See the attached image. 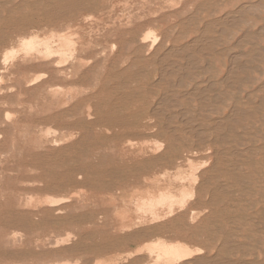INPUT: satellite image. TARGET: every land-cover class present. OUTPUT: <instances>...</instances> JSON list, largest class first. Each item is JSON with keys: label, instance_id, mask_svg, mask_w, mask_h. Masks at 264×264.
<instances>
[{"label": "rangeland", "instance_id": "1", "mask_svg": "<svg viewBox=\"0 0 264 264\" xmlns=\"http://www.w3.org/2000/svg\"><path fill=\"white\" fill-rule=\"evenodd\" d=\"M20 1L0 0V6H2L0 7V264H55L56 260L58 264H70V261L71 264L77 262V264H95L99 261L105 264H117V262L118 264H156L157 257L152 253L150 256L147 246L157 241L179 242L193 250L202 249L201 254H194L178 264H223V260L228 261L227 264H249L250 262V264H264V1L91 0L90 7L93 9L90 12L78 13L72 19L62 20L55 26H44L45 20L31 6L18 10L23 0ZM247 4L252 10H250L251 14L244 18V23L227 27L225 33H221V29L212 25L213 30L205 35L204 30L209 25L208 22L217 23L224 18V15L233 13ZM87 16H92L93 20L85 22L84 19ZM147 21L150 22L148 26ZM148 29L156 30L160 36H166L169 39L166 48L156 56L158 62L154 60L147 65L140 63L137 75L123 74V70L129 67L131 61L137 57L142 60V56L145 55V52L138 51V47L141 46L138 40ZM261 29L262 32L257 35ZM249 33L253 36L248 41L244 40L241 45L238 44V41L244 37L243 34ZM32 35L40 38H49L52 35L55 36V40L59 35L72 36V40L78 42L79 50L88 52L91 60L83 69H80L79 63L76 62L75 68L79 69L78 75L64 78L56 74L58 69L54 67L53 62H61V66L66 69L72 66V59L69 57L67 60L68 56L63 57L60 54L55 55L51 60L37 54H25L20 47V41L25 36ZM207 38L211 41L210 44H205L204 40ZM112 44L116 45L114 50H111ZM189 45H198V49L197 46L195 49L198 51L189 50V52L186 50ZM199 48H204L202 52L205 54L199 52ZM12 49L21 52L19 51L20 53L13 57V61L10 59L5 66L2 64L3 55ZM170 50H174L176 54L170 53ZM238 53L242 57L241 62L246 65L244 67L246 70L238 74L237 77H240L241 81H238L236 86L233 87L235 84H230L232 88H226L224 80L228 73L227 67L231 68L232 65L229 62L235 54L239 55ZM85 54L83 53L84 56ZM159 57L163 58L159 59ZM2 67L4 69H1ZM84 70H90L88 75L80 76ZM195 72L197 75L194 74ZM158 75L164 76L165 81H161L162 78L159 79ZM221 80L223 81L220 83ZM52 86L59 91V95L50 101ZM210 86H214V89H207ZM194 88L206 89L205 91L209 94L206 96L208 100L206 98L195 100L197 98L193 96L196 92ZM168 93L167 102L171 101L168 102L170 104L166 102L160 106L162 111L167 112L164 113L166 118L162 122L164 129L167 126L165 129L168 133L167 141L171 140V131H175L179 137L184 138L182 139L185 141L184 146L190 145L192 141L197 140L194 134L192 135L196 133V130V134L203 133L204 140H209L210 143L224 135L230 136L229 141L222 143V138L218 139L213 155L207 156L202 153L192 159L193 164L197 166L208 162L207 166L198 172V174L206 172L203 175L205 190L198 192L199 198L196 197L190 201L183 209L176 208L172 216L162 221L148 222L135 228L136 231L147 230V234L123 240L121 237L124 233L120 230L122 222L120 220L125 219L126 223L138 221L135 201L147 196L148 192L157 193L159 189L168 187H171V191L178 195L179 189L189 186V182L174 180V178L178 175L187 177L191 169L188 164H184L181 172L174 170L173 172H141L139 175H136L138 172H131L133 166L127 162V157L115 154L112 143L104 139V128H85L88 121L87 105H91L96 113L97 107L114 104L127 115L136 112L137 118L142 119L141 123H150V112L158 107V103L164 97L163 94ZM216 93L234 95L217 97ZM67 96L69 99L64 101L66 105L56 101L59 98L63 100ZM262 101L263 104L260 105ZM235 105L240 106L247 113L244 121L234 124L235 129L222 130L221 133L215 132L214 126L220 124L225 114L228 116L229 110ZM211 110L214 111L211 112ZM179 112L185 113L184 117H180L181 120L175 118L178 117L175 115ZM49 125L51 126L48 127ZM169 126L172 127L171 130ZM245 126L246 129H243ZM44 130L46 135L43 133ZM52 132L53 135H50ZM33 134L35 136H31ZM57 135L60 136V140ZM62 139L64 142L61 143ZM161 139L164 140L165 137ZM149 141L154 142V140ZM55 142L58 143L57 146L54 145ZM239 142L242 145H239ZM184 146L181 142L173 143L172 149L167 154V161L183 155ZM62 153L65 157L61 156ZM71 155L75 156L76 161ZM213 165H217L220 169L212 171ZM67 166L71 168V171ZM91 166L100 167L104 171L122 172H84V176L81 175L82 178L81 176L77 178L79 172H74L75 169L89 167L91 170ZM57 171L60 173H56ZM65 176L70 179L71 184L68 188H64L63 194L61 191L47 189L48 185L51 187L59 185L53 183L63 181ZM146 179L151 181L147 182ZM77 187L82 189L79 190ZM77 189L79 192L84 190L77 193ZM216 190L215 201L209 209L205 210L204 207L212 198L211 193ZM223 190L226 191L225 194H222ZM52 196H56L57 199L69 196L72 198L71 203L60 205L65 207V212L62 210L57 214L51 211L53 208L40 210V204L45 198L52 199ZM79 197H82V201ZM28 198H30V208L37 207L34 209L36 213L29 207L26 208L25 203L28 202ZM112 200L115 206H112L113 202H110ZM19 201L23 206H19ZM127 202L129 206L125 207ZM193 203H195L194 206H192ZM192 209L196 211L195 215L191 214ZM70 210L72 213L68 212ZM70 223L78 227L81 236L72 234L68 226ZM70 232L72 239L74 238L70 244L83 246L86 249L85 252L51 247L56 240L58 241L59 236H63L60 237L61 239L67 238L71 235ZM45 237L51 242L45 240ZM11 238L17 239L14 246L8 243ZM225 239H228L231 247L228 250L221 249L220 242ZM139 249L142 250L140 254L129 257L130 252L133 253ZM215 260H218L217 263Z\"/></svg>", "mask_w": 264, "mask_h": 264}, {"label": "bare ground", "instance_id": "2", "mask_svg": "<svg viewBox=\"0 0 264 264\" xmlns=\"http://www.w3.org/2000/svg\"><path fill=\"white\" fill-rule=\"evenodd\" d=\"M20 1V0H19ZM90 1L91 0H32V3L30 0H23V2L18 6V10L20 9H23V8H26V7H32L34 9H36L38 12H39V15L40 17L45 20L44 22V26H55L56 24H58L59 22H61L62 20H67V19H72L73 16H76L78 13H85V12H90L93 8L90 7ZM144 1V0H143ZM217 1V0H216ZM260 1V0H259ZM264 1V0H263ZM18 2V1H17ZM21 2V1H20ZM249 3V2H248ZM259 3V2H258ZM2 4V3H1ZM17 4V3H16ZM125 4V3H124ZM246 4V3H245ZM256 4V3H255ZM10 5V4H9ZM8 5V6H9ZM253 5V4H252ZM92 6V5H91ZM177 6V5H176ZM204 6V5H203ZM254 6H257V5H254ZM2 7V6H0ZM200 7V6H199ZM198 7V8H199ZM261 7V5H260ZM196 8L197 10H200ZM203 8V7H202ZM1 9V8H0ZM127 9V8H126ZM256 9V8H255ZM27 11V9H25ZM129 10V9H128ZM209 10V9H208ZM250 10H252V8L250 7L249 4L247 5H244L242 6L241 8H239V10L237 9V11L233 12V13H230V14H227L226 16L224 15V18L220 19L219 21H217V23H209V25L206 26L205 30H204V33L206 35V33L208 32H211L214 28V26L212 25H216L217 27L216 28H219L221 29L220 32L221 33H225L226 32V28L229 27V26H232L234 24H241L242 22L244 23V18L248 17L249 14H251ZM24 11V12H26ZM205 11V10H204ZM9 12V10H8ZM194 12V11H193ZM14 13V12H13ZM16 13V12H15ZM11 14V13H10ZM216 14V13H215ZM3 15V14H2ZM34 15V14H33ZM212 15V14H211ZM190 16V15H189ZM188 16V18H189ZM213 16V15H212ZM2 17V16H1ZM186 18V17H185ZM195 18V17H194ZM22 19V18H21ZM33 19V18H32ZM187 19V18H186ZM199 19V18H198ZM18 20V18H17ZM34 20V19H33ZM36 20V18H35ZM85 22H90L91 20H93V17L92 16H87L85 19ZM202 21V20H201ZM17 22V21H16ZM19 22V21H18ZM41 22V21H40ZM130 22V21H128ZM21 23V22H20ZM150 22L147 21L146 22V25L148 26ZM10 24V23H9ZM14 24V23H13ZM205 24V23H204ZM246 24V23H245ZM17 25V24H16ZM22 25H25L22 23ZM198 25V24H197ZM21 26V25H20ZM23 27V26H22ZM31 27V26H30ZM34 27V26H33ZM37 27V26H36ZM240 27V26H239ZM5 29V28H4ZM32 29V28H31ZM238 29V28H237ZM20 30H21V27H20ZM23 30H24V27H23ZM201 30V29H200ZM203 30V28H202ZM246 30V29H245ZM25 31V30H24ZM23 31V32H24ZM133 31V30H132ZM19 32V31H18ZM17 32V33H18ZM22 32V33H23ZM202 32V31H201ZM219 32V31H218ZM257 32V31H256ZM260 32H262V29L261 31L257 32V35L260 34ZM16 33V32H15ZM26 33V32H25ZM52 33V32H51ZM248 33V32H247ZM251 33V32H250ZM243 34L244 37L242 39H240V41H238L239 43L238 44H242V42L244 40H249L253 34ZM19 34V33H18ZM21 34V32H20ZM24 34V33H23ZM11 35V34H10ZM15 35V34H14ZM17 35V34H16ZM53 35V34H52ZM49 37V38H40L39 36H36V35H32V36H29V37H26L25 38H22L21 41H20V47L22 49V51L27 54V55H30V54H37V55H40V56H44L45 59L47 60H51L52 58H54L55 55H61L63 57H67V60L68 58L70 57V59H72V66L69 67V68H66L64 69L62 66H61V62H58V61H54L53 62V65L54 67H56L58 70L56 72V74H59L61 75L62 77L66 78V76H73V77H76L78 75V72L77 70L79 69H76L75 68V65H76V62L79 63L78 67L80 69H83L86 65L89 64L91 58H89L88 56V52H86L85 50H83L82 52L79 50L78 48V42L72 40V36H67V35H59L58 36V39L55 40V36H52ZM200 35V34H199ZM255 35V36H257ZM13 36V35H12ZM185 36V35H183ZM242 36V35H241ZM4 37V36H2ZM14 37V36H13ZM22 37V36H21ZM169 37V36H168ZM16 39V37H14ZM178 38V37H177ZM7 39V38H6ZM185 39V38H184ZM203 39V38H201ZM229 39H230V36H229ZM17 40V39H16ZM196 40V38H195ZM257 40V39H256ZM202 41V40H200ZM138 42L140 43L141 46L138 47V51H143L145 52V55L142 56V60L141 58L139 59L138 57L136 59H131L133 61H131V63L129 64V67L126 69V70H123V74H127V75H131L132 73L134 74H138V66L140 63H145V65L147 64H150L152 63L154 60H156V56L158 55V53L166 48V44L167 42H169V39L166 37V36H160L156 30H153V29H148L145 31V33H143V35L141 36V38L138 40ZM175 42H177V40H175ZM205 44H210L211 41L207 38L204 40ZM54 43H56V45H54ZM135 43H137V41H135ZM189 43V42H188ZM199 43V42H198ZM202 43V42H201ZM1 44V43H0ZM196 44H197V41H196ZM200 44V43H199ZM237 44V43H236ZM235 44V45H236ZM185 45V44H184ZM234 45V44H233ZM17 46V44H16ZM197 46V49H198V45ZM196 46L195 45H189L188 47H186V50H195L196 49ZM239 46V45H238ZM170 47V46H169ZM181 47V46H180ZM184 47V46H183ZM182 47V48H183ZM200 47V46H199ZM203 47V46H202ZM242 47V46H241ZM116 48V45L115 44H112L111 46V50H114ZM172 48V47H171ZM17 49V48H16ZM16 49H12L10 51H7L4 53L3 55V65L6 66V64L8 63V61L11 59V61H13V57L18 55L17 53L20 51L18 50V52H16ZM174 49V48H173ZM181 49V48H179ZM184 49V48H183ZM204 48H199V52H202ZM120 50V49H119ZM118 50V51H119ZM182 50V49H181ZM233 50V49H232ZM261 50V49H260ZM168 51V50H167ZM178 51V50H176ZM188 51H187V55H188ZM198 51V50H197ZM195 50V52H197ZM255 51V50H254ZM257 51V50H256ZM21 52V51H20ZM19 52V53H20ZM169 52V51H168ZM190 52V51H189ZM192 52V51H191ZM217 52V51H216ZM83 53H86L84 56ZM127 53V52H126ZM165 53V52H164ZM170 53H175L174 50H170ZM168 53V55L170 54ZM204 53V52H202ZM240 53V52H239ZM238 53V54H239ZM176 54V53H175ZM190 54V53H189ZM205 54V53H204ZM242 54V53H241ZM94 56H98V55H95L93 54ZM167 54H165L166 56ZM178 55V53H177ZM180 55V54H179ZM186 55V56H187ZM191 55V54H190ZM209 55V54H208ZM88 56V57H87ZM173 56V54H172ZM260 56V55H259ZM164 57V56H163ZM161 57V58H163ZM192 57V55H191ZM190 57V58H191ZM62 58V57H61ZM159 57V59H161ZM165 58V57H164ZM187 58V57H186ZM195 58V57H193ZM192 58V59H193ZM197 58V57H196ZM241 56L240 54L239 55H236L233 57V59H231V62H229L232 66L231 68L229 69L228 68V73H227V77L225 78L226 80H224V85L226 86V88H232L231 85L236 86L238 84V81L240 82V77H237L239 73L243 72L244 70H246V68H244L246 65L243 64L241 62ZM167 59V58H166ZM191 59V60H192ZM163 60V59H162ZM194 60V59H193ZM196 60V59H195ZM203 60V59H202ZM157 61V60H156ZM186 61V60H185ZM229 61V59H228ZM124 62V61H123ZM158 62V61H157ZM165 62V61H164ZM199 62V60L197 61ZM245 62V61H243ZM121 63V62H120ZM162 63V62H161ZM180 63V62H179ZM64 64V63H63ZM157 64V63H156ZM190 64V63H189ZM110 65V63H109ZM118 65V64H117ZM162 65V64H161ZM164 65V64H163ZM196 65V64H195ZM121 66V65H120ZM172 66V65H171ZM191 66V65H190ZM205 66V65H204ZM257 66V65H256ZM165 67V66H164ZM196 67V66H195ZM211 67V66H210ZM258 67V66H257ZM150 68V67H149ZM161 68V67H160ZM182 68V67H181ZM198 68V66H197ZM1 69H4V67H2ZM113 69V68H112ZM159 69V68H158ZM180 69V68H178ZM183 69V68H182ZM181 69V70H182ZM191 69V68H190ZM199 69V68H198ZM212 70V68H210ZM251 69V68H250ZM72 70V71H71ZM114 70V69H113ZM162 70H163V67H162ZM184 70V69H183ZM202 70V69H201ZM90 70H84L80 76L84 75V76H87L88 73H89ZM115 71V70H114ZM174 71V70H173ZM256 71V70H255ZM258 71V70H257ZM1 72V70H0ZM145 72V71H144ZM161 72V71H160ZM177 72V71H176ZM203 72V71H202ZM120 73V72H119ZM162 73V72H161ZM175 73V72H174ZM204 73L206 74V72L204 71ZM43 74V73H41ZM108 74V73H107ZM121 74V73H120ZM133 74V75H134ZM140 74V73H139ZM167 74V73H166ZM178 74V73H177ZM186 74V72H185ZM196 74V72L194 73ZM114 75V74H113ZM122 75V74H121ZM142 75V74H141ZM160 75V74H159ZM158 75V76H159ZM164 75H165V72H164ZM197 75V74H196ZM37 77L39 76L38 74L36 75ZM79 76V77H80ZM109 76V75H108ZM143 76V75H142ZM154 76V75H153ZM162 76V75H161ZM171 76V75H170ZM184 76V75H182ZM48 77V76H47ZM113 77V76H112ZM68 78V77H67ZM162 78L161 81H165V77H160L159 76V79ZM185 78V76H184ZM47 79V78H46ZM191 79V78H189ZM193 79V78H192ZM224 79V78H223ZM34 80H35V77H34ZM34 80L32 81V83L34 82ZM38 80V78L36 79V81ZM157 80V79H156ZM170 80V78H169ZM178 80V79H177ZM237 80V81H236ZM152 81V80H151ZM191 81V80H190ZM193 81V80H192ZM223 80L220 81V83L222 82ZM1 82V81H0ZM3 82V81H2ZM176 82V81H175ZM213 82V81H212ZM248 82V81H247ZM246 82V83H247ZM124 83V82H123ZM156 83V82H155ZM158 83V82H157ZM177 83V82H176ZM176 83H173V84H176ZM31 84V83H30ZM183 84V82L181 83ZM180 84V85H181ZM188 84V83H187ZM212 84V83H210ZM209 84V85H210ZM242 84V83H240ZM207 85V87L209 86ZM263 85V84H262ZM123 86V85H121ZM174 86V85H173ZM176 86V85H175ZM54 86H52V90L51 91V94L52 96L51 97V100L53 99V97H58L59 95V91L55 89H53ZM160 87V86H159ZM171 87V86H169ZM182 87V86H181ZM259 87V86H258ZM257 87V88H258ZM213 88L214 89V86H210L209 88L207 89H211ZM238 88V87H237ZM261 88V87H260ZM50 89V88H49ZM58 89V88H57ZM195 89V88H194ZM201 88H196L195 89V93L193 94V96L197 99L195 100H203L206 98V96H209V94L205 91V90H200ZM203 89V88H202ZM212 89V90H213ZM234 90V89H233ZM42 91V90H41ZM49 91V90H47ZM219 91V89H218ZM68 92V91H67ZM106 92V91H105ZM189 92H192V91H189ZM226 92V91H225ZM253 92V91H252ZM48 93V92H47ZM71 93V92H70ZM185 93V92H184ZM68 94V93H67ZM72 94V93H71ZM109 94V93H108ZM190 94V93H189ZM247 94V93H246ZM61 95V94H60ZM110 95V94H109ZM112 95V94H111ZM121 95V94H120ZM168 95H164L163 94V98L160 100L161 102L158 103V107H154L152 110L151 113V116H150V123H141L142 122V119L140 118H137V113H133L132 115H127L125 114L121 108H119L118 106H115L114 104H106V107H97L95 109L96 113H94V109H92V106L91 105H87L88 109H87V116L86 118H88V121L86 122L85 124V128L86 129H92L94 127H98V128H101L103 129L104 128V131H105V138L107 141L111 142L112 143V148L113 150L115 151L114 153L117 155H124L125 157H127V162L130 163V165L133 166L131 172H138V174L136 175H139L141 174V172H173L172 170H174L175 172H181V169L182 167L184 166V164H188L190 166V169H191V173L187 176V177H182L181 175H178L174 178V180H178V181H188L189 182V186H183L181 189H179V194L178 195H175V193L173 191H171V187H168V188H165V189H159L157 193H154V192H148V195L147 196H143L141 197V199H139L137 202L135 201V207H136V213L138 214L137 218H138V221L136 222H128L126 223L125 222V219L123 220H120L122 221L121 222V225H120V230L123 231L124 233V236H122L121 238L123 240H130V239H134L142 234H145L147 232V230H141V231H136L135 228L136 227H140L148 222H159V221H162L163 219L167 218V217H170L174 214L175 210H177L176 208H185V206L192 200H194L196 197H198V192H202L205 190V180L203 179V175H205L206 172H203V174H198V172H201V169L205 168L208 164V162H204L201 164V166H197V165H194L193 164V158L194 157H197L198 155L202 154V153H205V155H213L214 154V146L215 144L217 143V141L221 140L222 138V143H228V135H224V136H219L216 141L210 143V141L208 140H204L203 138V133H197V130H196V133H192V135L194 134V136L197 138L196 141H192V143L190 145L186 144L185 145V141L182 140L184 138L182 137H179L177 135V132L175 131H171L172 133H170L171 135V140L170 141H167L168 138L167 137V132L165 131L164 129V126L162 124V122L164 121V118H166L164 116V110L162 111L160 109V106L161 104H165L168 100ZM187 94H185L186 96ZM217 97L218 96H225V95H231L233 96L234 94H221V93H216ZM249 95V94H248ZM66 96V95H64ZM125 96V95H124ZM122 96V97H124ZM188 96V95H187ZM192 96V94H191ZM214 96V95H213ZM44 97V96H43ZM63 97V96H62ZM70 97V96H69ZM121 97V98H122ZM161 97V96H160ZM178 97V96H177ZM184 97V96H182ZM189 97V96H188ZM212 97V96H211ZM250 97V95H249ZM247 97V98H249ZM68 98V96L61 100V98H59V100H56V101H59L62 103H64V105H66L64 101H67L66 99ZM139 98V97H138ZM179 98V97H178ZM181 98V97H180ZM69 99V98H68ZM109 99V98H108ZM123 99V98H122ZM125 99V98H124ZM173 99V98H172ZM187 99V97H186ZM189 99V98H188ZM45 100V99H44ZM72 100V99H71ZM70 100V101H71ZM115 100V99H113ZM159 100V99H158ZM175 100V99H174ZM191 100V99H190ZM206 100H208L206 98ZM263 100V99H262ZM55 101V102H56ZM69 101V102H70ZM125 102V100H123ZM173 101V100H172ZM218 101V100H217ZM223 101V100H222ZM35 102V101H34ZM37 102V101H36ZM49 102V101H48ZM168 102H171V101H168ZM167 102V103H168ZM179 102V101H178ZM210 102V101H209ZM213 102V101H212ZM57 103V102H56ZM108 103V101H107ZM157 103V102H156ZM188 103V102H187ZM217 103V102H216ZM259 103V101H258ZM58 104V103H57ZM60 104V103H59ZM125 104V103H124ZM170 104V103H168ZM176 104V102H175ZM263 104V101L261 102L260 105ZM37 105V103H36ZM47 105V104H45ZM155 105V104H154ZM205 105V104H204ZM31 106V105H30ZM63 106V105H62ZM157 106V105H156ZM163 106V105H162ZM172 107V105H170ZM169 106V107H170ZM179 106V105H178ZM58 107V105L56 106V108ZM60 107V106H59ZM153 107V106H152ZM42 108V107H41ZM31 109V108H30ZM45 109V108H44ZM58 109V108H57ZM46 110V109H45ZM44 110V111H45ZM48 110V108H47ZM46 110V111H47ZM181 110V109H180ZM179 110V111H180ZM210 110V108H209ZM35 111V110H34ZM33 111V112H34ZM39 111V110H38ZM69 111V110H67ZM151 111V110H150ZM214 111V110H213ZM211 110V112H213ZM229 115L223 117V121L220 122V124H216V126H214V130L215 132L217 133H221L222 130H227V129H231L234 128V124H238L240 123L243 119H244V116L247 114L240 106H236L231 108L229 110ZM37 113V112H36ZM35 113V114H36ZM167 113V112H166ZM165 113V114H166ZM41 114V113H40ZM43 114V113H42ZM41 114V115H42ZM175 114V113H174ZM9 115V114H8ZM175 116H178V117H175V118H179L180 117H184L185 116V113L184 112H179L177 115ZM11 117V116H10ZM174 117V116H173ZM190 117V116H189ZM7 118V117H6ZM170 118V117H169ZM186 118V117H185ZM9 119V118H8ZM44 119V118H42ZM46 120V119H45ZM148 120V118H147ZM157 122H156V121ZM168 121V119H166ZM170 120V119H169ZM173 121V119H171ZM186 120V119H185ZM189 120V119H188ZM192 120V119H191ZM189 120V121H191ZM222 120V119H221ZM218 121H219V118H218ZM244 121V120H243ZM41 122V121H40ZM181 122V121H180ZM186 122V121H185ZM42 123V122H41ZM169 123V122H168ZM174 123V122H173ZM182 123V122H181ZM190 123V122H188ZM206 123V122H205ZM218 123V122H217ZM184 124V123H183ZM192 124V122H191ZM52 125V124H51ZM51 125H49L48 127H50ZM73 125V124H72ZM168 125V124H167ZM65 126V125H64ZM67 126V124H66ZM200 126V125H199ZM41 127V126H40ZM196 127V126H195ZM194 127V129H195ZM58 128V127H57ZM56 128V129H57ZM65 128V127H64ZM63 128V129H64ZM172 129L171 126H169V129ZM202 128V127H201ZM37 129V128H36ZM170 129V130H171ZM179 129V128H178ZM193 129V127H192ZM204 129V128H203ZM235 129V128H234ZM243 129H246V126L243 128ZM65 130V129H64ZM63 130V131H64ZM188 130V128L186 129ZM200 130V129H199ZM211 130V129H209ZM237 130V129H236ZM26 131V130H25ZM201 131V130H200ZM28 132V131H27ZM49 132V131H48ZM55 133V131H53ZM53 132L50 134V135H53ZM66 132V131H65ZM188 132V131H187ZM192 132V131H191ZM237 132V131H236ZM234 132V133H236ZM30 133V132H29ZM42 133V132H41ZM45 134V130L43 132ZM47 133V132H46ZM60 133V132H59ZM57 133V134H59ZM62 133V132H61ZM60 133V134H61ZM59 134V135H60ZM64 134V133H63ZM46 135V134H45ZM48 135V134H47ZM49 135V136H50ZM57 135V136H59ZM66 136V134H64ZM22 136V135H21ZM31 136H35V134L31 135ZM82 136V135H81ZM1 137V136H0ZM47 137V136H46ZM165 137L164 140H162L161 138ZM209 137V136H207ZM248 137V136H247ZM28 138V137H27ZM54 138H55V134H54ZM57 138V137H56ZM55 138V139H56ZM60 136L58 137V140ZM62 138V137H61ZM64 138V137H63ZM71 138V137H69ZM78 138V137H77ZM206 138V136H205ZM25 139V138H24ZM39 139V138H38ZM53 139V138H51ZM66 139V138H65ZM219 139V140H218ZM57 140V141H58ZM152 142V140H154V142L150 143V141ZM232 140V139H231ZM246 140V139H245ZM252 140V139H251ZM55 141V140H54ZM212 141V140H211ZM233 141V140H232ZM53 142V141H52ZM64 142L63 139L61 141V143ZM79 142V141H78ZM181 142V145L184 146V153L183 155H178L177 157H174L172 158L171 160H168L167 161V154L168 152L172 149V146H173V143H180ZM54 143V142H53ZM56 143V142H55ZM30 144V143H29ZM58 143L54 144L57 146ZM208 144V145H207ZM239 145L242 143H238ZM65 146V145H64ZM64 146H63V149H64ZM85 146V145H84ZM66 147V146H65ZM252 147V146H251ZM250 147V148H251ZM39 148V147H38ZM68 148V147H67ZM62 149V148H61ZM70 149V148H69ZM81 149V148H79ZM247 149V148H246ZM253 149V148H252ZM75 150V148H74ZM248 150V149H247ZM57 151V150H55ZM62 151V150H61ZM67 151V150H66ZM224 151V150H223ZM233 151V150H232ZM239 151V150H238ZM236 152V151H235ZM251 152V151H250ZM57 153V152H55ZM59 153V151H58ZM64 153H65V150H64ZM62 153L61 156L65 157ZM244 153V152H242ZM72 154V153H71ZM237 154V153H236ZM255 154V153H254ZM5 155V154H4ZM57 155V154H56ZM75 155V154H74ZM87 155V154H86ZM220 155V154H219ZM240 155V153H239ZM59 156V155H58ZM68 156V155H67ZM66 156V157H67ZM73 156V155H71ZM56 157V156H55ZM54 157V158H55ZM60 157V156H59ZM58 157V158H59ZM75 156H73L74 158ZM57 158V157H56ZM71 158V157H70ZM77 158V156H76ZM66 159V158H65ZM75 159V158H74ZM79 160V159H78ZM57 161V160H56ZM60 161V160H59ZM67 161V160H66ZM65 161V163H66ZM74 161V160H73ZM76 161V159H75ZM74 161V162H75ZM203 161V160H202ZM217 161V160H215ZM62 163V161H60ZM64 162V161H63ZM104 162V160H103ZM59 163V162H58ZM57 163V164H58ZM68 163V162H67ZM70 163V162H69ZM73 163V162H72ZM244 163V162H243ZM251 163V161H250ZM118 164V163H117ZM122 164V163H121ZM215 164V163H214ZM43 165V164H42ZM64 165V163H63ZM70 165V164H69ZM72 165V164H71ZM199 165V164H198ZM228 165V164H226ZM244 165V164H243ZM242 165V166H243ZM60 166V165H59ZM66 165H64L65 167ZM188 166V167H189ZM229 166V165H228ZM63 167V168H64ZM68 167V166H67ZM71 167V166H70ZM76 167V166H75ZM56 168V167H55ZM60 168V167H59ZM69 168V167H68ZM219 167L217 165H213V168H212V171H218ZM236 168V167H235ZM67 169V168H66ZM71 168H69L70 170ZM211 169V168H210ZM64 170V169H63ZM68 170V171H69ZM73 170V169H72ZM65 171V170H64ZM67 171V172H68ZM71 171V170H70ZM240 171V170H238ZM244 171V170H243ZM31 172V171H30ZM67 172H64L65 174H67ZM74 172H79L77 178L81 175L84 176V172H122V171H112V170H101L100 167H97V166H91V170H89V167H83L79 170L75 169ZM11 173V172H10ZM58 173V171L56 172ZM60 173V172H59ZM58 173V174H59ZM241 173V172H240ZM239 173V174H240ZM86 174V173H85ZM250 174V172H249ZM55 175V174H54ZM53 175V176H54ZM61 175V174H60ZM63 175V174H62ZM111 175V174H110ZM162 176V175H161ZM251 176V175H250ZM72 177V175L70 176ZM252 177V176H251ZM82 178V176L80 177ZM116 178V177H114ZM139 178V177H138ZM164 178V177H163ZM239 178V177H238ZM241 178V177H240ZM242 179V178H241ZM144 180V179H143ZM237 180V179H236ZM58 182V180H56ZM55 181V182H56ZM147 182H150L151 179H146ZM216 181V180H215ZM240 182V181H239ZM244 182V181H243ZM37 183V182H36ZM35 183V184H36ZM52 183V182H50ZM77 184V182H75ZM238 183V182H237ZM241 183V182H240ZM53 184H59V185H55V186H50L48 185L47 186V189L48 190H55V191H61V193L64 191V188H68L71 184V181L70 179H68L66 176L64 178L63 181H59L58 183H53ZM92 185V184H91ZM228 185V184H226ZM87 186V185H86ZM223 186V185H222ZM225 186V185H224ZM220 187V186H219ZM79 189V187H77ZM74 189V188H73ZM72 189V190H73ZM76 189V187H75ZM78 189L76 190L77 193L79 192ZM82 189V188H80ZM79 189V190H80ZM221 190V187L219 188ZM84 190V189H83ZM81 190V191H83ZM218 190V191H220ZM80 191V192H81ZM68 192V190H67ZM79 192V193H80ZM86 192V191H85ZM222 194H225V190L221 191ZM77 193H74V194H77ZM89 193V192H88ZM132 193V192H131ZM136 193V192H135ZM3 194V193H1ZM57 194V193H56ZM63 194V193H62ZM68 193H66L67 195ZM71 195V193H69ZM68 194V195H69ZM73 194V195H74ZM85 194V193H84ZM87 194V193H86ZM212 198L209 200V204L207 206L204 207L205 210L209 209L211 204H213V201H215V197L217 195V190L212 192ZM35 195V194H34ZM60 194H58L59 196ZM80 195V194H79ZM82 195V194H81ZM47 196V195H46ZM49 196V195H48ZM65 196V195H64ZM84 196V195H83ZM13 197V196H12ZM27 197V196H26ZM30 197V196H29ZM54 196H52V199H50L51 197L49 198H45V200L42 202L41 205V209L43 208H53V210L51 211H55V213L59 214L61 213L62 210L65 209V207H60V205L62 204H66L68 202H70L72 199L70 196L69 197H61V199H57L56 196L53 198ZM72 197H77V196H72ZM73 198V199H74ZM80 200L82 199V197H79ZM131 198V196H130ZM199 198V197H198ZM27 199V198H26ZM42 199V198H41ZM77 199V198H76ZM29 200L30 198H28V202L25 203V206H27L26 208L29 207L30 210L34 211V209H31L30 207V203H29ZM79 202V200H77ZM82 201V200H81ZM196 201V200H195ZM18 202V201H17ZM39 202V201H38ZM111 203L113 202L110 201ZM110 202H108L109 204H111ZM201 202V201H200ZM200 202H197L200 204ZM24 203V202H23ZM32 203V202H31ZM71 203V202H70ZM88 203V202H87ZM107 203V202H106ZM90 204V203H89ZM18 205V203H17ZM114 205V202L112 204V206ZM130 205H132V202L130 201ZM195 203L192 204V206H194ZM19 206H23L20 201H19ZM81 206V205H80ZM115 206V205H114ZM128 202L126 203V206L125 207H128ZM178 206V207H177ZM25 208V207H24ZM73 208V207H72ZM116 208V207H115ZM76 211V210H75ZM65 212V210L63 211ZM69 213H72L71 210L68 211ZM67 212V214H68ZM122 212V211H121ZM126 212V210H125ZM128 212V210H127ZM118 214V213H117ZM124 214V213H123ZM127 214V213H126ZM135 214V212H134ZM192 215H195L196 214V211L194 209H192ZM123 216V215H122ZM125 216V215H124ZM100 217V216H99ZM191 217V216H190ZM191 219V218H190ZM232 219V218H231ZM231 221V220H230ZM66 222V221H65ZM69 222V221H68ZM4 223V222H3ZM88 223V222H87ZM67 225V224H66ZM92 225V224H91ZM69 228L72 232L73 235H78V236H81V234H79L78 232V227L73 225L72 223H70L69 225ZM89 226V225H88ZM264 226V225H263ZM92 228V227H91ZM66 230H68V228H65ZM64 229V230H65ZM65 230V232H66ZM11 231V230H10ZM56 231V230H55ZM69 231V230H68ZM68 231L66 233H68ZM58 232V230H57ZM64 232V231H63ZM70 232V234H71ZM20 233V232H19ZM60 233V232H59ZM52 234V233H51ZM69 234V233H68ZM72 234L71 235H68L67 238H64V239H61L62 237L59 236L58 237V241L56 240V242L53 243V246H51L52 248L55 246V247H62L63 249H68V250H71V251H76V252H85L86 249H84L83 246L79 245V244H70V242L72 243L71 240L72 239ZM147 234V233H146ZM83 237H84V234H82ZM225 235V234H224ZM14 236V235H12ZM18 236V235H17ZM57 236H58V233H57ZM64 236H66V234H64ZM74 236V237H76ZM15 237V236H14ZM47 237V236H46ZM44 238L45 240L48 238ZM50 237V236H49ZM61 237V238H60ZM82 237V238H83ZM9 238V237H8ZM60 238V240H59ZM57 239V237H56ZM84 239V238H83ZM17 239L16 238H11L10 240H8V243H10L9 245L11 246H14L16 243ZM48 240V239H47ZM51 240V238H50ZM49 241V240H48ZM99 241V240H98ZM17 242V241H16ZM47 242V241H46ZM51 242V241H49ZM53 242V241H52ZM232 242V241H231ZM7 243V244H8ZM19 243V242H18ZM38 243V241L36 242ZM222 243V246H221V249H224V250H228L230 249V245H229V241L228 239H225L223 242H220V245ZM6 244V245H7ZM44 244V243H43ZM231 244V243H230ZM233 244V243H232ZM259 244V243H258ZM42 245V244H41ZM68 245H72L71 247H68ZM239 245V244H238ZM237 245V246H238ZM38 246V245H37ZM236 246V247H237ZM219 247V246H218ZM240 247V246H239ZM14 248V247H13ZM38 249V247H36ZM45 249V247H44ZM47 249V248H46ZM11 250V249H10ZM147 250L148 252L150 253V256H151V253L152 254H155V256L157 257L156 259V264H178V263H181L189 258H191L194 254H201L202 252V249H197L196 250H193L191 249L189 246L185 245V244H182V243H179V242H176V243H168V242H165V241H157L155 243H152L150 245L147 246ZM142 250H138V251H135L133 253H129V257H134V256H137L138 254L141 253ZM242 251V250H241ZM240 251V252H241ZM235 252V251H234ZM59 253V252H58ZM231 253V252H230ZM149 256V257H150ZM128 257V258H129ZM199 258V257H198ZM200 259V258H199ZM209 259V258H208ZM206 259V260H208ZM195 260V259H194ZM222 260V259H221ZM62 261V260H61ZM60 261V263H61ZM67 261V259H66ZM70 261V260H69ZM68 261V262H69ZM98 261V260H96ZM125 261V259H124ZM127 261V260H126ZM218 261V260H217ZM217 261L215 260V263H217ZM220 261V260H219ZM251 261V260H250ZM58 261L56 260V263L55 264H58L57 263ZM63 262V261H62ZM75 262V261H74ZM190 262V260H189ZM191 262H194V261H191ZM209 262V260H208ZM222 262V261H221ZM230 262V261H229ZM233 262V261H232ZM231 262V263H232ZM70 264L72 263L71 261L69 262ZM78 263V262H77ZM75 263V264H77ZM119 262H117L118 264ZM144 263V262H143ZM195 263V262H194ZM223 264H227V262H225V260H223L222 262ZM251 263V262H250ZM249 263V264H250ZM63 264V263H62ZM68 264V263H66ZM95 264H105L102 262H96ZM114 264V263H113ZM147 264V263H146ZM187 264V263H186ZM241 264V263H239ZM247 264V263H246ZM255 264V263H254Z\"/></svg>", "mask_w": 264, "mask_h": 264}]
</instances>
